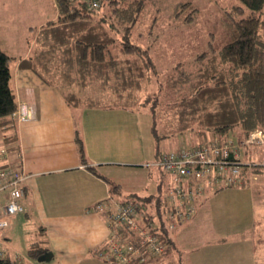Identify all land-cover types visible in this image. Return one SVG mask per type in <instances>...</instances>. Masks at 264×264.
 <instances>
[{
	"label": "trees",
	"instance_id": "trees-1",
	"mask_svg": "<svg viewBox=\"0 0 264 264\" xmlns=\"http://www.w3.org/2000/svg\"><path fill=\"white\" fill-rule=\"evenodd\" d=\"M99 2L100 8L95 11L86 0H54L56 17L34 28L31 52L27 58L20 59V67L32 70L48 85L61 89L72 107L132 111L146 108L154 121L156 159L161 143L179 135L190 133L195 140H202L199 145L229 138L240 143L253 131L264 129V0H239L241 4L225 13L226 43L218 48L210 43V50L199 53L191 63L179 62L171 67L166 84L169 82L172 91L169 94L174 96L166 94L165 81H159L157 87L150 85L151 76L159 72L152 40L138 31L146 0ZM196 6L191 2L181 3L179 10L176 5L170 17L182 20L181 9L197 11ZM153 17L157 22V12ZM184 19L194 20L192 12ZM13 60L0 48V141L9 152L19 148L11 134L15 127L13 115L18 111L10 86ZM209 134L212 136L208 138ZM76 144L81 163L109 184L111 197L122 205L137 204L138 212L146 215L139 220L140 226L145 225L168 244L165 255L174 250L172 232L175 231L167 220L165 196L133 192L121 198L122 184L88 165L81 137L76 136ZM244 158L245 162L241 155L243 177L258 173L260 164ZM122 232L129 242L140 246V238ZM50 251L43 239L32 243L28 256L38 260ZM101 251H106V247L96 254ZM0 264L29 263L17 261L7 252Z\"/></svg>",
	"mask_w": 264,
	"mask_h": 264
},
{
	"label": "rangeland",
	"instance_id": "rangeland-1",
	"mask_svg": "<svg viewBox=\"0 0 264 264\" xmlns=\"http://www.w3.org/2000/svg\"><path fill=\"white\" fill-rule=\"evenodd\" d=\"M53 2L54 0H0V36L10 51L22 54L27 37L32 36L34 28L46 24L56 16ZM186 2L197 5V11L187 7L181 9L182 20L178 17L171 18V11H175L176 5L180 10L181 3ZM239 4V0H146V10L138 31L152 40V47L155 46L153 56L159 72L151 76L150 85L157 87L159 81H165L163 85L166 86V94L174 96L169 94L172 92L168 87L169 82L166 84L167 77L171 75V67L179 62L191 63L199 53L210 50V43L215 48L226 43L228 33L225 13ZM155 12L159 15L157 22H154ZM191 12L194 20L186 21L184 17ZM135 35L137 39V34ZM141 102H145V96ZM121 118L124 120V117ZM122 119L120 124H124ZM153 124L152 114L146 108H141L128 115L124 124L127 133L120 129V139L124 135L129 136V140L132 137L136 162L132 167H116L109 171L122 184L125 195L136 191L141 195L162 194L164 197L169 189L171 178L151 165L155 161L157 142L153 135ZM179 141L188 146L196 144L190 133L167 139L163 143H171L177 147ZM240 151L247 160L259 161L264 156V146L261 145H252L251 148L241 146ZM248 177L251 180L249 186L225 189L209 195V207L206 206L201 211L196 208V202L201 197L193 201L192 215L180 220L179 226L174 227V230H180L178 235L181 240L179 251L174 250L172 254L179 256L174 264H264V172L250 173ZM242 181L241 186L245 184ZM9 221L10 227L0 230V238L6 233L10 237L9 244L14 249L12 252L19 253L24 258L23 261L28 262L31 260L28 250L32 243L43 240L40 224L24 215L19 216L17 221L13 217ZM161 259H154L150 263ZM168 261L167 259L166 263L161 264H173ZM31 264H49V261L38 259Z\"/></svg>",
	"mask_w": 264,
	"mask_h": 264
},
{
	"label": "crops",
	"instance_id": "crops-1",
	"mask_svg": "<svg viewBox=\"0 0 264 264\" xmlns=\"http://www.w3.org/2000/svg\"><path fill=\"white\" fill-rule=\"evenodd\" d=\"M55 11L57 15V10L54 9ZM1 28L0 26V31ZM31 37H27L25 50L18 55L15 54L18 51L8 49L0 36V48L14 59L11 63L10 86L18 106L11 134L19 148L18 151L11 152L9 160L12 165L20 166L28 176L25 183L26 197L22 201L24 211L13 216V220L17 221L19 216L24 215L40 224L44 244L53 253L48 260L49 264H117L96 254L104 246L107 247L111 230L104 215L96 211L95 206L111 197V191L104 179L92 174L81 163L76 136L81 137L84 142L88 165L97 167L103 176L118 182L109 170L132 167L136 162L132 137L130 136V140L129 136L124 135L122 139L118 137L120 129L127 133L124 124L128 115H132L134 111L123 108L72 107L61 89L48 85L32 70L20 67V59L27 58L31 52ZM120 119L124 124H120ZM211 136L209 134L208 138ZM195 141V146L202 142L201 139ZM163 142L161 150L176 148L171 143ZM180 143L181 141L178 145ZM157 151L155 144V161ZM245 160L243 157L244 162ZM254 161L260 164L257 172L263 173L264 156L259 161ZM249 174L243 179L245 184L239 187L251 185ZM218 192L206 191L196 202L197 210L209 207L210 196ZM8 193L0 192V204L5 202ZM125 196L122 190L121 198ZM179 231L172 232L175 252L180 249ZM5 235L3 233L0 238V245L11 252L17 261L24 262L19 253L12 252L14 249L8 241L10 237ZM174 250L161 260L147 264L166 263L167 259L174 264L179 259V256L172 255ZM29 259L31 262L26 263L31 264L34 259Z\"/></svg>",
	"mask_w": 264,
	"mask_h": 264
},
{
	"label": "built area",
	"instance_id": "built-area-1",
	"mask_svg": "<svg viewBox=\"0 0 264 264\" xmlns=\"http://www.w3.org/2000/svg\"><path fill=\"white\" fill-rule=\"evenodd\" d=\"M86 2L90 9L99 10V0ZM16 115L17 112L13 117ZM246 145L264 146V129L253 131L240 143L229 138L223 142L216 140L199 146L180 143L176 148L160 150L158 159L151 165L171 178L165 199L168 205L167 220L172 228L194 212L193 201L206 191L242 185L244 162L240 147ZM10 154L0 141V192H9L5 202L0 204V230L9 226L11 217L24 211L22 201L26 197L25 183L28 176L20 166L10 163ZM95 209L104 215L111 230L106 251H101L99 257L117 264H147L165 255L168 244L145 225L140 226L139 220L145 219L146 215L138 212L134 202L122 205L109 197L98 203ZM123 230L130 237L140 238V246L134 245L133 241L129 242ZM6 254V249L0 246V259L6 257Z\"/></svg>",
	"mask_w": 264,
	"mask_h": 264
},
{
	"label": "water",
	"instance_id": "water-1",
	"mask_svg": "<svg viewBox=\"0 0 264 264\" xmlns=\"http://www.w3.org/2000/svg\"><path fill=\"white\" fill-rule=\"evenodd\" d=\"M52 256H53V253H52V252H49V253H47V254L41 256V257L39 258V260H40V261H45V260L48 261V260H50V259L52 258Z\"/></svg>",
	"mask_w": 264,
	"mask_h": 264
},
{
	"label": "bare ground",
	"instance_id": "bare-ground-1",
	"mask_svg": "<svg viewBox=\"0 0 264 264\" xmlns=\"http://www.w3.org/2000/svg\"><path fill=\"white\" fill-rule=\"evenodd\" d=\"M155 222V221H154Z\"/></svg>",
	"mask_w": 264,
	"mask_h": 264
}]
</instances>
